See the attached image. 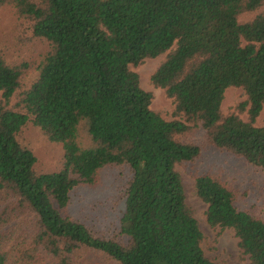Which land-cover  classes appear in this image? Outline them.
Returning a JSON list of instances; mask_svg holds the SVG:
<instances>
[{
  "label": "trees",
  "instance_id": "1",
  "mask_svg": "<svg viewBox=\"0 0 264 264\" xmlns=\"http://www.w3.org/2000/svg\"><path fill=\"white\" fill-rule=\"evenodd\" d=\"M4 10L30 23L40 51L10 64L0 49V264H223L205 256L176 170L200 158L198 131L254 174L247 190L194 176L205 221L264 264V0H0ZM163 54L151 82L173 121L130 69ZM231 87L246 101L224 115ZM29 124L62 146L59 171H35L19 142ZM112 167L124 181L112 233L62 214Z\"/></svg>",
  "mask_w": 264,
  "mask_h": 264
},
{
  "label": "rangeland",
  "instance_id": "2",
  "mask_svg": "<svg viewBox=\"0 0 264 264\" xmlns=\"http://www.w3.org/2000/svg\"><path fill=\"white\" fill-rule=\"evenodd\" d=\"M0 49L10 64L29 61L40 51L39 44L32 38L30 23L17 21L5 10L0 12ZM165 55L146 59L136 67L131 66L130 69L138 75L141 88L152 93L150 109L159 113L166 121H173L175 118L172 115L174 110L172 101L166 97L163 90L155 88L151 82V76ZM244 101L246 95L242 89L228 88L224 92L221 110L224 115L238 114L236 108ZM239 116L242 120H247L246 114ZM255 126L264 127V106ZM192 138L201 146L202 154L195 163L177 166L176 170L181 178L186 205L192 211L203 234V252L216 263L249 264L248 259L241 253L232 230L212 229L207 225L204 216L206 205L196 196L194 176L202 173L221 175L222 179L231 183L234 188L247 190V187L253 186L250 179L254 174L239 161L208 145L203 131L195 132ZM19 142L35 155L37 173H53L62 168L64 155L62 146L48 141L38 128L30 124L26 126L19 136ZM123 182L116 168L102 170L95 185H82L72 192L70 206L62 214L83 222L94 232L106 235L112 233L121 212L120 189ZM54 206L56 207L55 204Z\"/></svg>",
  "mask_w": 264,
  "mask_h": 264
}]
</instances>
